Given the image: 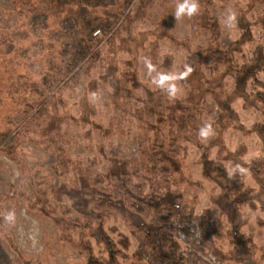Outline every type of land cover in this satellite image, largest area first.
I'll return each instance as SVG.
<instances>
[{
  "label": "rangeland",
  "instance_id": "rangeland-1",
  "mask_svg": "<svg viewBox=\"0 0 264 264\" xmlns=\"http://www.w3.org/2000/svg\"><path fill=\"white\" fill-rule=\"evenodd\" d=\"M190 2L178 16L185 0H0V264H87L63 238L99 255L101 234L128 237L122 264H157L142 245L155 210L114 191L128 176L144 201L182 197L214 219L218 264H264V110L212 58L232 47L243 66L264 51V0ZM202 155L240 175L252 202L232 207ZM102 196L112 206L97 209ZM235 225L258 247L242 261Z\"/></svg>",
  "mask_w": 264,
  "mask_h": 264
},
{
  "label": "trees",
  "instance_id": "trees-1",
  "mask_svg": "<svg viewBox=\"0 0 264 264\" xmlns=\"http://www.w3.org/2000/svg\"><path fill=\"white\" fill-rule=\"evenodd\" d=\"M244 40H251L249 30H247L246 35L236 44L239 46ZM236 52H239V50L233 49L232 47L226 51L215 52L212 56L214 60L213 66L216 70L222 66L226 69V74H231L235 77L236 85L234 94L236 97L243 98L253 105L260 104L264 110V82H261L258 78L259 74L264 72V51L257 49L252 60L246 62L243 66L235 64L234 56ZM197 56L200 57V60L205 58L201 54H197ZM206 60L203 62L206 63ZM110 77L108 75L104 79L109 81ZM250 84L253 85L250 86ZM222 108L225 113L234 114L233 110L230 109V105L225 104ZM121 110L123 113V109ZM127 113L125 112L124 115ZM121 117L119 114H116L117 119H121ZM112 125L113 122H111V127ZM142 150L141 156L146 162L152 165L150 172H154V169L161 164L160 162L162 160H159L155 150L150 145ZM201 162L205 177L224 185V190L229 200L233 195V199L230 201L233 205L232 207L239 208L240 205L250 204L252 202L253 196L250 194V190L246 189L243 178L240 175H230L223 165L215 160L209 159L206 155H202ZM161 170L164 173H173L171 169L165 166ZM116 179L118 182L115 184L114 191L117 194L122 196L124 194L128 200H135V202L137 200L139 203L155 210V217L149 229L145 231L142 245L148 248L153 254L158 255L157 264H218L215 257H209L208 254L210 251L205 244L209 240H212L220 231L214 219L212 220L207 214L198 217L195 211L188 207L182 197L178 201H172L167 197L159 199L148 197L146 199L151 200L144 201L145 199L140 197L143 196L141 192L142 185L133 192L129 184H126V180L131 179L129 176L126 180L123 177ZM108 195L112 196L110 194ZM109 205L111 203L104 196L96 200L97 209H105ZM234 227L232 230L234 251L239 261H242V257L253 254L258 247L253 243L251 237H247L244 233L240 232L238 225ZM101 236L103 238L102 244L104 245H102L103 250L100 251L99 255L95 253L93 248L87 247L84 241L77 243L71 241L73 239L70 237H64L63 239L78 248V250L86 253L87 264H122V260L129 258L127 255L130 246L128 237L120 235L115 240L106 234L105 236L101 234ZM134 256L142 259L141 253L135 254Z\"/></svg>",
  "mask_w": 264,
  "mask_h": 264
},
{
  "label": "clouds",
  "instance_id": "clouds-1",
  "mask_svg": "<svg viewBox=\"0 0 264 264\" xmlns=\"http://www.w3.org/2000/svg\"><path fill=\"white\" fill-rule=\"evenodd\" d=\"M187 9L188 14L191 15L197 10V5L194 2H190V0H185V3L180 5L177 11V15L179 16L180 14L184 13L185 10ZM230 19H234V16L230 17ZM188 71H191V69H188ZM210 131V125L206 126L204 129H201V135H208ZM7 220H12L13 219V214H9L6 217Z\"/></svg>",
  "mask_w": 264,
  "mask_h": 264
}]
</instances>
